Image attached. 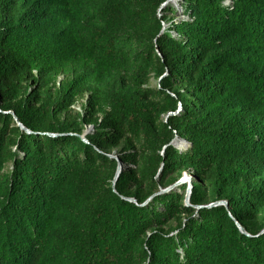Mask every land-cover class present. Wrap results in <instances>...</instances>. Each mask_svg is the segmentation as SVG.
<instances>
[{"label":"trees","instance_id":"1","mask_svg":"<svg viewBox=\"0 0 264 264\" xmlns=\"http://www.w3.org/2000/svg\"><path fill=\"white\" fill-rule=\"evenodd\" d=\"M166 1L0 0V264H264V0Z\"/></svg>","mask_w":264,"mask_h":264},{"label":"water","instance_id":"2","mask_svg":"<svg viewBox=\"0 0 264 264\" xmlns=\"http://www.w3.org/2000/svg\"><path fill=\"white\" fill-rule=\"evenodd\" d=\"M170 1H172V0H167L166 2H164V3L162 4L161 7H162V8H163V7H166V6L169 4ZM163 28H165V26H164ZM179 109H181V107H179ZM7 113L12 114L14 121L16 122L17 126H18L22 131H24V132H26V133H31L30 130H28L27 128H25V127L21 124V122L17 119V117L14 115V113H13L12 111H8ZM91 129H93V126H91V125H90V126H87V128L85 129V131L83 132V134L80 135V137H81L85 142H87L86 139H85V136H86V134L90 133ZM49 135H51V136H55V134H49ZM176 139L184 140V139H180L178 136H176V137L172 140V142H171V144H172L174 147H176V148H178V149L181 150V149H183V148H187V147L189 146V143L185 140V145H184L182 148H179V147L175 144ZM111 157H112V158H115V159L117 160V167H116V171H115L114 178H113V181H112V185L114 186L116 180H117L118 177H119L120 172H121L122 169H123V166H122L121 162L119 161V159H118L116 156H115V157H114V156H111ZM160 171H161V168H160ZM191 178H192L191 176H189V175H184V174H183V176H182L179 180H177L176 182H174L173 184L169 185V186L166 187V188H160L159 191L156 192V193H154L152 196L157 195V194H161V193H165V192H169L170 190L176 188L177 186H179V185H181V184H183V183H186V184H187V187H186V190H185L184 205H185V206H192V205L190 204V196H191V192H192V180H191ZM152 196H151V197H152ZM151 197H150L147 201H149V200L151 199ZM126 199L129 200V201H132V202H135V203H136L135 199H133V198H126ZM147 201H146L145 203H147ZM145 203H144V204H145ZM142 205H143V204H142ZM216 205H224L225 207L228 206L227 201H225V200H221V201H217V202L209 203V204L206 205V206L197 205V206H193V207L196 208V209H200V208H203V207H212V206H216ZM235 223H236L238 229H239L242 233H244V234H246L247 236H249V234L244 230V228H243V227H242L237 221H235ZM263 232H264V229H263L260 233H263Z\"/></svg>","mask_w":264,"mask_h":264},{"label":"rangeland","instance_id":"3","mask_svg":"<svg viewBox=\"0 0 264 264\" xmlns=\"http://www.w3.org/2000/svg\"><path fill=\"white\" fill-rule=\"evenodd\" d=\"M179 1H180V0H172V1H170V4L175 8V11H174V13H168V14H169V16H173V17H174V18H173L174 21H178V20L184 18V15L182 14L181 9H180V6H179ZM160 15H161V14H160ZM166 26H169V23L166 24L165 27H166ZM151 84H152V85L155 84V80H154V79H151ZM83 102H84V99H83V100H79V101H77V102L72 106V109H73L74 111L81 112V111H82V103H83ZM86 128H87V127H86ZM92 130H93V129H91V131H92ZM91 131H90V132H91ZM175 144H176L179 148H182V147L185 145V140H179V139H176ZM110 156H114V157H115L114 152H112ZM184 175H189V176L192 177V175H191L190 173H184ZM192 179H193V178H191V180H192ZM183 184H186V183H183ZM177 187H178V186H177ZM177 187H176V188H177Z\"/></svg>","mask_w":264,"mask_h":264}]
</instances>
